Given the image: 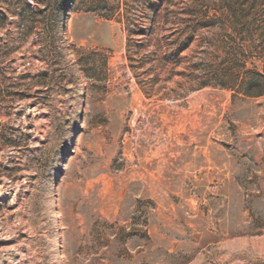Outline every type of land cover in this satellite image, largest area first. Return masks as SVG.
<instances>
[{"label":"rangeland","instance_id":"374dc122","mask_svg":"<svg viewBox=\"0 0 264 264\" xmlns=\"http://www.w3.org/2000/svg\"><path fill=\"white\" fill-rule=\"evenodd\" d=\"M218 2L0 0V264H264V57L191 30Z\"/></svg>","mask_w":264,"mask_h":264},{"label":"trees","instance_id":"16d2710c","mask_svg":"<svg viewBox=\"0 0 264 264\" xmlns=\"http://www.w3.org/2000/svg\"><path fill=\"white\" fill-rule=\"evenodd\" d=\"M218 3L214 19L208 23L196 25L191 30L198 32L202 27H222L226 32L228 29L234 31L244 37V40L258 37L260 44L256 47L254 45V48L264 57V0H219ZM243 55L247 58L246 54ZM237 62L246 64V61L242 59H237ZM252 74V77H247L249 83L247 94L263 95L264 74L256 71Z\"/></svg>","mask_w":264,"mask_h":264}]
</instances>
